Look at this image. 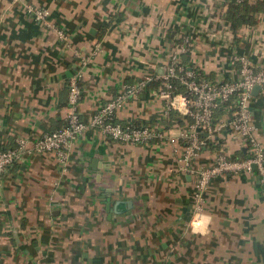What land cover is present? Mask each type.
<instances>
[{
	"label": "crops",
	"instance_id": "0c3cea01",
	"mask_svg": "<svg viewBox=\"0 0 264 264\" xmlns=\"http://www.w3.org/2000/svg\"><path fill=\"white\" fill-rule=\"evenodd\" d=\"M225 5L0 0V149L20 136L28 141L0 172V264H264V182L255 169L213 176L192 217L191 168L211 164L221 152L245 155L227 124L232 103L219 105L222 129L206 134L211 141L187 167L180 132L189 122L177 109L170 119L150 83L185 38L193 65L218 82L239 77L238 56L264 70V13L234 33ZM40 7L49 11L45 19L33 12ZM75 74L83 120L131 86L116 120L157 125L164 136L128 142L86 127L63 157L30 149L64 124ZM247 104L264 149V86L252 87ZM201 215L211 217L204 232L193 227Z\"/></svg>",
	"mask_w": 264,
	"mask_h": 264
},
{
	"label": "built area",
	"instance_id": "2783aa9c",
	"mask_svg": "<svg viewBox=\"0 0 264 264\" xmlns=\"http://www.w3.org/2000/svg\"><path fill=\"white\" fill-rule=\"evenodd\" d=\"M33 12L39 19H45L49 14V11L44 7L35 8ZM57 32L60 36H64L61 28H58ZM187 41L185 38L171 50L169 60L161 75L164 86L158 90L159 94L165 99V112L170 109H177L192 118L188 128L180 132V137L184 143L181 159L184 161L185 166L190 167L191 158L197 154L205 143L199 135L200 130L197 129L198 127L201 128V131L204 130L207 135L219 132L222 129L224 122H213V110L217 104H221L229 98L233 100L234 109L227 124L241 137L245 146V155L242 157H229L221 152L216 155L211 164L198 167L195 170L191 168L196 177V191L193 197L192 210V217L196 219L201 210L202 189L216 174L255 169L264 182V149L258 139L256 126L250 121L247 104L252 87L254 85L264 86V70L256 69L246 57L238 56L236 59L239 61L240 67L237 79L225 80L213 85L206 80L197 82L192 79V72L186 71L185 75L190 79H185L184 82L187 84L189 95L171 93L172 84L169 78L178 75L175 62L179 53L187 48ZM181 79H184V77H181ZM133 90L134 88L131 86L124 87L112 99L95 110L86 120H83L77 110L81 93L78 74L71 76L68 81L67 112L64 124L57 129L42 133L33 141L30 149L39 152L50 150L63 157L73 139L86 127H98L110 137L128 142H146L163 137V129L144 124L133 125L132 123L116 120L115 109L122 104L127 95L132 93ZM27 145V139L20 136L17 138L16 145L0 149V172L18 159L22 151L28 148Z\"/></svg>",
	"mask_w": 264,
	"mask_h": 264
},
{
	"label": "trees",
	"instance_id": "16d2710c",
	"mask_svg": "<svg viewBox=\"0 0 264 264\" xmlns=\"http://www.w3.org/2000/svg\"><path fill=\"white\" fill-rule=\"evenodd\" d=\"M225 19L227 20L229 27L232 29V31L235 33L238 28L242 25H247V24H254L257 22L259 15L264 13V0H241V1H236V0H225ZM175 67L177 68V76L170 77L169 81L172 84L171 87V93H182L185 95H189L188 93V87L187 84L184 82L185 79H190V77H187L185 75L186 71H190L193 74L192 79L196 80L197 82L206 80L211 82L213 85H217L220 82L223 81H216L213 79L210 75H206L202 72L201 69L198 67L194 66L193 63L190 61V52H189V46L187 45V48L179 53V56L175 62ZM181 77H184V79H181ZM150 83L156 87L158 90L162 88L163 85V80L161 76H159L156 80L150 81ZM223 103H232L233 100L230 98L223 101ZM220 104H217L216 107L213 110V122H217L219 113H221V109L219 107ZM176 113L174 109H170L167 114H169V118L171 119V115ZM183 114H180L177 117V121L180 122L182 121ZM185 119L188 122L192 121L191 116L185 115ZM169 121V120H168ZM127 123V122H124ZM132 123L133 125H148L150 127L158 128L157 125H151V124H146V123H136V122H128ZM199 135L202 139H204L205 142L211 141V139L205 134V131H200ZM229 157H235L234 155L229 156Z\"/></svg>",
	"mask_w": 264,
	"mask_h": 264
},
{
	"label": "clouds",
	"instance_id": "9594fccd",
	"mask_svg": "<svg viewBox=\"0 0 264 264\" xmlns=\"http://www.w3.org/2000/svg\"><path fill=\"white\" fill-rule=\"evenodd\" d=\"M211 223V217L207 215H201L198 220L195 221L193 227L194 230H198L201 232L206 231L207 225Z\"/></svg>",
	"mask_w": 264,
	"mask_h": 264
},
{
	"label": "water",
	"instance_id": "95a60500",
	"mask_svg": "<svg viewBox=\"0 0 264 264\" xmlns=\"http://www.w3.org/2000/svg\"><path fill=\"white\" fill-rule=\"evenodd\" d=\"M197 129L201 131V128H200V127H198ZM205 134H207V133H205ZM253 167H255V166H253ZM186 208L188 209V208H190V207L188 206V207H186ZM185 210H186V209H185Z\"/></svg>",
	"mask_w": 264,
	"mask_h": 264
}]
</instances>
